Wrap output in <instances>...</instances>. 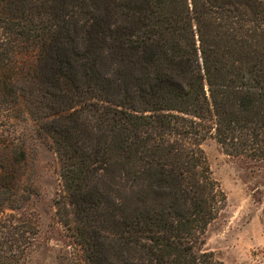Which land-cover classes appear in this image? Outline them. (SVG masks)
Masks as SVG:
<instances>
[{
  "label": "trees",
  "instance_id": "obj_1",
  "mask_svg": "<svg viewBox=\"0 0 264 264\" xmlns=\"http://www.w3.org/2000/svg\"><path fill=\"white\" fill-rule=\"evenodd\" d=\"M0 113V264L27 240L29 138L84 264H225L203 142L264 162V0H0Z\"/></svg>",
  "mask_w": 264,
  "mask_h": 264
},
{
  "label": "rangeland",
  "instance_id": "obj_2",
  "mask_svg": "<svg viewBox=\"0 0 264 264\" xmlns=\"http://www.w3.org/2000/svg\"><path fill=\"white\" fill-rule=\"evenodd\" d=\"M10 120L7 113H0V145L8 139ZM22 127L32 128V124ZM27 144L26 171L33 194L14 212L27 222V240L20 249L14 248L8 260L11 264H84L80 247L56 215L55 198L62 189L57 155L48 142L29 138ZM203 148L227 198L207 230L203 248L225 264H264V162L231 155L214 138L205 140ZM6 213L0 214L1 229L8 222Z\"/></svg>",
  "mask_w": 264,
  "mask_h": 264
}]
</instances>
